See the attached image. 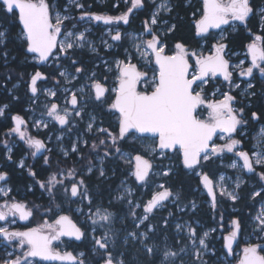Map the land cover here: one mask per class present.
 <instances>
[{
  "label": "snow or ice",
  "instance_id": "obj_1",
  "mask_svg": "<svg viewBox=\"0 0 264 264\" xmlns=\"http://www.w3.org/2000/svg\"><path fill=\"white\" fill-rule=\"evenodd\" d=\"M130 5L127 11L119 16L83 12L80 20L103 22L105 25H118L123 22L127 25L130 22V14L134 9L142 8L144 0H130ZM0 6L7 14H18L28 53L35 54L34 58L40 63L49 61L50 57L59 60L63 55L64 58L70 60L75 69V74L61 71L60 76L64 77L68 84H72L73 81L80 78L84 69L76 66L78 61L73 58L72 53L76 49L91 46V42L87 40L86 36L87 29L78 32L76 26L73 25L72 30L64 31L63 26L69 17L56 13L53 22V14L47 0H0ZM76 7L82 9L84 5L76 4ZM161 11H171L168 0H161V3L156 4L154 13L149 20L144 22V32L150 35V38L146 39L143 35L128 34L136 57L145 61L148 70H140V66L132 62L131 54H129L124 60L115 62L116 77L113 88L107 87L106 83H102L97 78L96 73L92 72L88 76L89 83L81 85L79 91L81 94H85V88H87L91 93L89 99L101 104L107 103L109 92L114 93V99L108 107L119 114L118 136L106 129H99L112 140L113 146L117 144L118 139L123 140L132 133L139 134L137 138L151 137L154 143L148 145L146 151L152 155L158 154L161 158H168V153L179 154L184 169L190 170L200 178L204 189L212 198L213 207L216 204V188H219V195L227 196L235 202L240 197L234 191H227L223 186L225 180L223 175L219 177L217 184L207 172L198 171V169L202 167V162L206 163L213 157L220 158L224 153H234L242 160V165L233 162L230 167L237 168L239 166L247 172L254 173L255 165L264 167V151H257L252 154L246 151H234L241 144V141L234 138L233 134L237 132L238 127L246 123L243 120L244 109L235 108V97L227 92L222 94V99L208 100L203 94V85L208 82L209 77L214 78L218 75L231 84L234 69H239L241 76L252 77L254 71H258L261 76H264V36L256 35L254 40L247 45V53L251 58L250 66L247 68L243 67L244 61L235 66L230 64V60L226 58L227 45L224 43L213 45V51L209 55L189 50L184 44L177 43L175 51L168 54L167 45L162 42L160 35L153 27L158 25V17ZM261 12L264 13V9ZM252 13L253 8L250 0H203L202 14L195 21L196 34L203 37L209 33L210 29H220L223 25L234 24V22L246 24ZM261 20L264 23V15L261 16ZM174 28L175 25H172L169 31L174 30ZM4 35V32H0V42H2ZM109 35L112 41L120 45L126 38L125 33H122L118 27L110 29ZM105 44H107L106 41ZM107 46L111 48L115 45L107 44ZM92 51H96V49L92 47ZM125 51L127 52V49ZM190 59L194 60V64L189 62ZM70 76L71 78H69ZM46 79L47 77L40 71H36L31 76L30 91L33 96H36L39 91L37 82ZM57 83L60 82L57 81ZM235 86L239 87V85ZM248 87H252L251 83ZM48 94L52 97L57 96L55 91H49ZM65 96L66 106L63 109L56 102L46 106L47 116L61 126L70 123L69 117L73 111L76 116H80L82 111L80 108L81 97H78L76 91L65 89ZM68 96L70 99L67 98ZM67 104L71 105V110ZM6 107L7 105L0 108V115L4 114ZM202 107L208 110L207 118H201L198 113V109ZM252 119L259 120L260 116L253 112ZM13 120L15 126L10 129V132L17 134L21 140H25L28 146L35 150L32 152L33 156L45 149L43 141L27 135V122L20 115H15ZM36 123L43 122L37 121ZM92 128L93 124L89 123L88 130L90 131ZM218 132L222 134L220 139L225 140L224 144L215 143L213 138ZM261 133L264 134V129L261 130ZM257 142L259 144L260 140L258 139ZM86 143L87 141H85ZM105 143L103 139L99 141L100 145ZM92 147L95 149L97 145L94 143ZM115 150L120 152L118 147ZM72 151H78L75 145L72 147ZM110 154V151L104 153L105 157ZM67 155L68 153L65 152V156ZM121 159L131 165L130 174L135 178V181L144 186L153 182L152 177L157 175L169 177L173 174L172 167L160 172L153 171L152 161L140 154L128 158L121 153ZM45 162L47 163V157H45ZM19 166L25 167L24 162L21 161ZM88 171L91 172V168ZM29 174L33 177L36 176L34 171H30ZM100 175H104L103 169L100 170ZM59 176H63L64 179H59ZM259 177L261 181H264V172L259 173ZM7 180L8 173L0 172V182L6 184ZM65 180L69 181L70 189L65 184ZM37 183L41 188L52 193L53 199H55V189L59 186L66 195L70 192V203H75L76 201L72 198L77 197L80 198V202L85 199L88 200L89 213L87 219L91 221L93 232L96 231L97 225L105 228L106 225L111 224L112 212L100 206H97L94 212L92 211V198L88 195L83 179L76 180L74 170H68L66 174L64 172L53 173L46 182L38 180ZM240 183L238 177L237 189L240 187ZM127 191L130 195L131 190ZM11 192L10 187L0 184V198H3V202H0V221L13 223L17 217L21 221L28 220L33 215L32 209L27 204L16 201L11 196ZM262 193H264V189L254 191L251 194V199L255 201L257 197L262 196ZM171 197H173V192L170 187L166 186L165 183H159L151 198L143 204L144 215L139 218L136 228L138 229L140 225L148 221L150 214H153L155 209L164 207L165 202ZM119 198L124 199L123 196ZM128 203L132 204V201L129 200ZM136 207H141V205L137 204ZM193 207H195L194 204ZM77 211L84 212L83 208H78ZM132 214L135 216L134 212ZM10 217L13 218L11 221L9 220ZM252 220L254 232L264 234V203H261L259 211L252 217ZM164 226H168L167 220L164 221ZM146 227L147 231L139 234L130 232L128 236L138 239L147 253L153 255L155 248L149 246L146 241L151 239L150 233L155 232V227L152 225ZM185 228L188 229L187 240L191 241L193 249L191 254L195 264H207L203 260V255L209 250L207 243L209 233L204 232L201 236L197 234L196 229L191 224H176L178 233ZM241 232L242 221L234 219L232 230L223 237V248L227 250L228 255L233 253V245ZM110 233L111 227L109 226L101 236L93 235L94 245L98 250H103L104 264H125L122 258L117 259L109 250ZM62 237H74L77 241L84 237L81 227H78L68 215H58L53 222L46 220L43 224L26 231H13L9 230L8 227L0 226V244H4L5 247L14 244L19 249L18 255L4 260L3 264H33V258H40L45 261H61L63 264H84V261L72 252H60L53 247L55 242H63ZM127 242L126 239L125 243ZM112 243L115 245L114 239ZM261 252H264V245L259 243L247 244L242 250L243 254L239 264H264V255ZM182 253L188 254L187 244L182 245L178 251H172L165 245L161 264H177V261L179 264H183ZM80 255L83 256V253ZM9 256L11 257L12 254Z\"/></svg>",
  "mask_w": 264,
  "mask_h": 264
},
{
  "label": "trees",
  "instance_id": "obj_2",
  "mask_svg": "<svg viewBox=\"0 0 264 264\" xmlns=\"http://www.w3.org/2000/svg\"><path fill=\"white\" fill-rule=\"evenodd\" d=\"M47 1L51 10L54 3H56V8L59 10H62L66 4V0ZM116 1L117 0H108L103 4H96L94 0H83L82 5L92 13L113 14L116 13V10H114ZM118 1L122 4V0ZM169 1L172 5L171 11L168 15H163L161 17V21L166 20L168 24L175 25L174 30L161 38L167 45L168 54L173 52L177 43H182L186 47H189V50L196 52L203 49L205 55L209 51H213V45L218 43L217 33L209 32V34L204 37L196 34L195 21L200 18L199 10L203 9V3L200 0ZM256 3L257 5H255ZM263 4L264 0H253L254 10L256 11L248 18L246 24H239L237 28L233 30L227 28V35L222 41L227 45L226 52H238L240 54L246 52L247 45L252 41L254 35L260 34L264 36V23H262L261 20V16L264 15V13H256L257 7ZM0 8V24L2 30L6 32V42L3 49L0 50V106L7 105L9 107L5 117L0 119L1 139L13 128L12 116L14 114L22 113L26 107H29V111H27L26 114L41 116L46 114V106H50V103L56 99L61 100V98H63V92L61 91L65 85L64 79L60 76V71L66 69L75 74V69L71 65L70 60L64 57L55 62L53 61V65L49 67H38L34 63H28L25 60V57H27L26 43H21L17 38L21 26L16 14H7L2 6H0ZM153 8L154 3L152 4L144 0V6L142 8L134 9L132 12L133 14H131L133 22L131 27L132 31H144V22L150 19ZM76 13H81V11ZM67 26L70 25L67 23ZM90 36H92V34H90ZM127 46L128 43L124 42L122 45H117L116 51L108 52L100 47L96 54H91L87 50L76 49L74 53H72L73 58L78 61L76 66L82 67L84 72L81 74L80 78L73 83V86L89 83L88 76L92 72H95L97 78H99L102 83H106L107 87L110 89L113 88L115 85L116 73L113 70H106L104 68L105 64L102 62L107 60L109 63H113V61L117 59L124 60L129 50ZM126 49L127 52L125 51ZM5 51L8 52L7 59H3L2 56V53ZM239 59H241V55H238L234 61H238ZM6 61H9V63L5 64ZM189 62L191 63V60ZM36 71L42 72L47 77L45 81H41L40 85L55 86V88H57L58 93L54 100L48 101L45 98H38L37 95H32L28 87L29 74L31 75ZM16 81H20L21 86L13 90V85ZM57 81L60 83L58 84ZM112 99H114L113 92L107 94V103L103 104L97 103L88 97L86 108L83 112V120L87 119L90 114L95 116L96 124L93 128V132L89 134L86 131L87 127L84 121L76 118L74 121L71 120L70 123H75V125L68 131L70 139L64 141V147L70 152L75 137H81L87 141V143L85 145L79 143L77 145L78 151L71 152L66 158L58 154L56 150H51L47 163L44 158L30 161V169L36 173L35 177L31 176L29 172L26 173L24 170H19L15 167L20 158L27 153L26 146L21 142L17 141L18 147H14V151L11 153L12 165L9 162L10 159H0L3 169H12L11 175L16 182L13 183L11 178L13 192H18L20 196H26L29 200H35L39 205L44 207L43 210L45 211V215H48L51 219L57 218L58 215H68L73 222L84 221V223L81 224L84 237L79 243L67 241L65 248L68 251L72 250L75 253H83L82 260L84 264L104 263L103 250H98L94 245V241L91 242L89 238L93 226L91 225V221L87 219V214L89 213L88 203L80 205V200L74 198L72 199L76 202L70 203V194L68 193L66 195L59 186L55 189V199H53L52 193L41 188L37 183L38 180L46 182L53 173L67 172L68 169L77 170V181L83 179L88 195L92 198L91 207L93 212L97 206H100L113 213L111 224L106 225L105 228L96 226V231L93 235L97 237L101 236L106 231L107 227L110 226L111 238L109 240V250L117 259L122 258L125 264H161L165 245L172 251H178L182 245L187 244L189 250L192 247L191 241L187 240L184 236L177 237L174 232L177 222L189 221L192 223H199V227L194 226L196 227L197 234L201 235L205 229H218L220 226L228 227L229 223L237 218L242 221L245 234L250 235L252 217L256 214L264 194H262L261 197H257L255 201L252 200L251 194L254 192L255 188L245 183L239 190V200L231 203L225 198H222L217 200L215 208L209 207L207 203L204 202L205 200L208 201V198L206 196H201L199 191L202 189L200 178L194 175L190 170L184 169L179 154L168 153V158H158L157 155L150 156L139 140H134V134L127 135L123 140L118 139L117 144L113 146L112 140L105 133L97 131V127H100L118 136L119 114L110 110L108 107ZM256 100H258V102H256ZM249 101L250 103L244 101V104L240 106L246 110L248 123L253 124V112H256L260 116L259 121H257L255 125L253 124L254 127L250 129V131H256L259 127V123H264V90L261 93L255 91V95H253ZM67 130V127L60 128L55 124L44 131L35 132L33 136L45 140L48 135L54 131L61 132ZM53 136H55V134H53ZM101 139L105 140L106 143L104 145L99 144ZM11 140H16V138L13 137ZM94 143L97 145L95 149L92 147ZM251 145L252 141L247 140L243 151L251 152ZM116 147L120 149V152L115 150ZM105 151H110L111 154L105 157ZM121 153H126L131 158L137 154L145 156V158L152 161L154 165L153 171L166 170L173 164V174L169 177H161L159 180L152 179L153 182L147 186L141 185L139 182L135 181V178L130 174L132 171L131 165L121 159ZM100 157H103L102 162L98 161ZM89 168H91V172L88 171ZM101 169L104 171L103 176L100 175ZM198 170L207 172L215 181L221 172L226 171V168L225 166L219 165L217 161L213 162L210 160L206 163L202 162V167ZM58 178L60 179V176ZM124 179H128L136 190L133 200L134 203L140 201L142 205L145 204L147 200L151 198V195L155 191V184L158 182L165 183L173 192V197L166 202L165 206L160 210H154L153 214H150V219L136 231L140 233L141 230L147 229V225L155 227V232L150 233L151 239L147 241L148 244L155 248L153 255H149L146 251L140 249L137 243L124 244V237L135 230V220L132 219L133 205L129 206L127 202L118 200L120 186ZM65 184L70 187L69 181H66ZM193 204L198 205L195 211H192ZM77 207L83 208L84 212H79L77 214ZM49 210L51 213H48ZM136 212V219L142 217V209ZM165 220L168 221L167 227L164 226ZM216 235L217 233L212 235V239L209 240L210 245L215 243ZM113 239L115 240V245L112 243ZM260 243H262V245L264 244V238ZM224 253V250L221 248L218 250L217 255H205L203 256V260L207 262V264H222L218 260V257L220 254ZM181 257L183 259V264H195L193 257L186 258L183 253ZM177 264H179V261H177Z\"/></svg>",
  "mask_w": 264,
  "mask_h": 264
},
{
  "label": "rangeland",
  "instance_id": "obj_3",
  "mask_svg": "<svg viewBox=\"0 0 264 264\" xmlns=\"http://www.w3.org/2000/svg\"><path fill=\"white\" fill-rule=\"evenodd\" d=\"M82 1L83 0H66V4H65V6H64V8L62 9V10H59V9H57L56 8V3H54V5H53V8H52V10H51V12H52V14H53V22H54V19H55V15H56V13H59L61 16H68L69 17V19L68 20H66L65 21V26H67V23H68V25H70V26H67V27H64V31H69V30H72L73 29V25H75L76 26V31H78V32H83V31H85L86 29H87V32H86V36H87V40L88 41H90L91 42V46H85L84 48H82V49H78V50H87L88 52H90L91 54H96L97 53V51L99 50V48L100 47H102L103 48V50H105V51H112L114 48L113 47H111V48H109L108 46H107V44H112L111 43V39H110V35H109V31H110V29H113V27H107L106 29H105V31H103V33H102V35L103 36H100V35H98L99 36V38H95V37H93L94 35H95V30H94V28L92 27V22L93 21H89V20H87V19H85V20H80V16L82 15V11L83 12H89V13H92L89 9L87 10V9H85V7H83L82 9L81 8H78V7H76V4H82ZM95 1V0H94ZM147 1H149L150 3H152L153 4V0H147ZM202 3H203V0H200ZM105 2H107V0H99V1H97L96 0V3H98V4H103V3H105ZM124 3H126V4H128L129 5V7L131 6L130 5V0H124ZM159 3H161V0H155V3H154V8H153V11H152V13H151V16H152V14L154 13V11H155V8H156V4H159ZM168 4H169V7L171 8L172 7V5H171V3H170V1L168 0ZM74 9H75V11H74ZM79 11H81V13H76V12H79ZM134 11V10H133ZM131 14H133V13H131ZM169 14V11H161L160 12V14H159V17H158V25H156V26H153L154 27V29H155V31L157 32V34L158 35H160V37L161 38H163L165 35H167L169 32H171V31H169V29L171 28V26H172V24H168L167 23V21L166 20H163V21H161V17L163 16V15H168ZM199 14H200V16H201V14H202V9H200L199 10ZM131 17H132V15H131ZM70 23V24H69ZM237 27V23H235L234 22V24H230V26H229V28H231V30H233V29H235ZM0 32H4L5 33V35H4V37L2 38V42H0V50H2L3 49V47H4V44H5V42H6V32H5V30H2V26H1V24H0ZM219 33H217V37H219L220 38V40L222 39H224L225 37H226V35H227V31H226V29H222V30H220V31H218ZM90 34H92V36H90ZM128 34H132V35H143L144 36V38H149L148 36V34L147 33H145L144 31H142V32H129ZM128 34H127V41H128V45H129V52L127 53V56L129 55V54H131V57H132V60L134 61V60H138V61H140L141 62V68H143L142 69V71H144V70H148L147 69V67L145 66V61H143V60H139V58L138 57H136V54H135V51H134V49H133V47H132V43H131V40L128 38ZM23 38V35H22V37H21V39ZM24 39V38H23ZM61 39H63V37H61ZM162 40V39H161ZM105 41L107 42V44H105ZM163 42V41H162ZM92 47H94L95 49H96V51H92ZM175 49V48H174ZM200 52H202L203 54H204V50L203 49H201V50H199L198 51V53H200ZM3 55V59H7V57H8V52L7 51H5L4 53H2ZM205 55V54H204ZM238 56V55H241V60H239L238 62H234V63H232V65L233 66H235V65H237V64H239L241 61H246V55H245V53H234L233 55H232V57L233 56ZM63 57V55H61V57L60 58H62ZM191 60V59H190ZM31 61H33V62H35L36 61V59H34V58H30V62ZM53 61L55 62L56 60H54L53 59ZM117 60H114L113 61V63H109L107 60L106 61H103L102 63L103 64H105V69L106 70H108V71H115L116 72V69H115V62H116ZM54 62H51V63H49L47 66L49 67V66H51V65H53V63ZM191 63L192 64H194V60H191ZM61 71H64V72H67V73H71V72H69L68 70H66V69H62ZM60 71V72H61ZM35 72H33L31 75H30V80H31V76L34 74ZM71 74H74V73H71ZM149 75H151V72L149 73ZM62 77V76H61ZM63 79H64V77H62ZM69 78H71V76L69 77ZM41 81H45V80H41ZM40 81V82H41ZM75 81H73V83H74ZM73 83L72 84H68V83H66L65 82V80H64V87L62 88V91L61 92H63L62 94H63V98H61V100L63 101V99L64 100H66V96H65V89H69V90H74V91H76L77 92V95L79 96V97H81V104H80V108L82 109V111H81V115L80 116H76L75 115V112L73 111L72 113H71V115H70V117H69V119H70V121L72 120V121H74V119L76 118V119H80L81 121H84L85 123H86V127H87V132L89 133V134H92V132H93V128L95 127V117L93 116V115H88V117H87V119H84L83 120V112H84V109L86 108V102H87V99H88V97L91 95V93H89V90L87 89V88H85V94H81L80 93V91H79V89H80V86L81 85H84V83L83 84H81V85H79V86H73ZM206 86H207V83L205 84V85H203V93H204V91L206 90ZM38 87V89H39V91H38V93H37V97L38 98H45V99H47L48 101H52V100H54L56 97H52V96H50L48 93H49V91H55L56 93H58V91H57V88H55V86H42V85H38L37 86ZM234 88H235V86H234ZM248 85L246 86V88L245 89H243L242 90V95H250V92L248 91ZM68 99H70V96H68L67 97ZM66 105H65V102H64V105H63V108L65 107ZM4 106H0V108H3ZM67 107L71 110V106L69 105V104H67ZM62 108V109H63ZM61 114H63V113H61ZM243 114H244V112H243ZM1 116V115H0ZM243 120L245 121V119L243 118ZM37 121H42L43 123H40V124H37L36 122ZM89 123H92L93 124V128L89 131L88 130V124ZM47 125L46 127L44 126V125ZM57 125L58 127H60L59 126V124H58V122H56V121H54V120H52V118L51 117H48L47 116V112H46V114H43V115H41V116H36V115H30V127L28 128L29 130H30V136L31 137H33V138H35L34 136H33V134L35 133V132H41V131H44L45 129H47V128H49V127H51V126H53V125ZM75 125V123H73V124H71V123H69V125L68 126H66L67 127V131H61V132H56V131H54L53 133H50L49 135H48V137L45 139V140H43V142H44V144H45V152H44V155H42V156H40L39 157V159L40 158H44L45 159V157H47V160L49 159V152L51 151V150H56L57 151V153L58 154H61L64 158H66V157H68V155L67 156H65V152H67L68 154H70L71 152H73L72 151V148H71V150H70V152H68V150L64 147V141L65 140H69L70 139V136H69V130L73 127ZM244 124L243 125H241V130H237V133H236V137H239V136H244V134L245 133H247V134H245V137H247L248 136V134H249V132L250 131H247L244 127ZM99 129H101L100 127H97V131H99ZM262 129H264V124L263 125H260L259 127H258V129L255 131V132H250L251 133V135L249 136V137H247L248 139L247 140H251L252 141V145H251V152H249L250 154H252L253 152H257V151H264V147H262V146H264V143H262V137L264 136V134H262L261 133V130ZM53 134H55V136H53ZM18 139H20V138H18ZM35 139H38V138H35ZM258 139L260 140V143L258 144ZM21 140V139H20ZM39 140H42V139H39ZM134 140H139V142L144 146V148L146 149L147 148V146L148 145H152L153 143H154V140L153 139H151V138H146V139H139V138H137V137H134ZM14 141V140H13ZM12 141V144H11V142H10V144L11 145H13L14 144V142ZM16 141H18V140H16ZM245 141V140H244ZM79 143H82L83 145H85V140L83 139V138H81V137H75L74 138V144H73V146L75 145L76 147H77V145L79 144ZM9 144V146H8V148H7V151H6V154H9L10 153V151H9V149H11V145ZM49 145V146H48ZM72 146V147H73ZM32 152H33V149H30V161H33V160H35L34 158H35V156H33L32 155ZM148 152V151H147ZM149 153V152H148ZM123 154H125L128 158H131L128 154H126V153H123ZM234 154V153H233ZM149 155L150 156H153L151 153H149ZM7 157V156H6ZM38 157V156H37ZM157 157L158 158H161L158 154H157ZM253 159H255V157H253ZM98 160H103V157H100ZM124 160V159H123ZM125 161V160H124ZM233 162H236L238 165H242V160H240V159H237V157H236V155L234 156V157H232V159H231V161L229 162V163H226V164H223V166H225V168H226V171L225 172H222V173H220L219 175H218V177L216 178V180H215V182L218 184L219 183V177L221 176V175H223L224 177H225V180H224V182H223V186L227 189V191H234L235 193H237L238 194V190H239V188H241L243 185H244V183H245V179H244V176H243V174H244V172H246V170H244V169H242V167H237V168H232V167H230V165L233 163ZM173 164H171L170 165V167H172V170H173ZM257 166H260V165H257ZM169 168V167H168ZM68 170H72V169H68ZM67 170V171H68ZM75 171V170H74ZM199 171V170H198ZM230 171H233L234 173H235V175H234V177L232 178V176H231V174L229 173ZM155 172H160V170H157V171H155ZM65 174H66V172H64ZM75 173L77 174V170L75 171ZM239 177V180L241 181V183H240V187L237 189L236 188V183H237V178ZM159 178H161V176H159V175H157V176H155V177H152V179H156V180H159ZM60 179H64V177L63 176H60ZM67 180H65V182H66ZM159 183H161V182H158V183H156L155 184V187H154V189L156 190V186L159 184ZM6 187H9V186H7L6 185ZM69 189H70V187H69ZM131 190V194L129 195L128 194V191L127 190ZM217 189V192L219 193V188H216ZM31 191V190H30ZM204 190H203V188L202 189H200V194L202 195V194H204ZM134 193H135V189H134V187L132 186V184L130 183V181H128V180H126V181H123V183H122V185L120 186V194L118 195V200L119 201H125V202H127V204L129 205V206H131V205H133V212L135 213V216L132 214V219L133 220H135L134 221V223H135V230L134 231H132V232H136L137 231V228H136V224L137 223H139V219H136L137 218V210H139V209H142L143 210V205L141 204V202L140 201H137V202H135V203H133V201H132V197H133V195H134ZM69 194H70V192H69ZM121 196H123L124 197V199H120L119 197H121ZM221 196V195H220ZM222 197H224L227 201H229V202H232V200L231 199H229L227 196H222ZM74 199H79L80 200V198L79 197H77V198H74ZM129 200H131L132 201V204H129L128 203V201ZM29 202V208H31L32 210H33V212H34V214H35V221H34V225H35V227H37L38 225H40V224H43V222H42V220H41V217H43V216H45V211L43 210L44 209V207H42L41 205H39L35 200H30V201H28ZM83 203H88V200H83V202H80V205L81 204H83ZM171 203H173V202H171ZM261 203H264V201L263 202H261ZM261 203L259 204V206H258V209H257V212L259 211V209H260V205H261ZM137 204H140L141 205V207H136V205ZM166 204V203H165ZM78 208H80V207H77V209ZM77 209H76V212H77V214L79 213V211H77ZM159 210L161 209V208H158ZM155 210H157V209H155ZM47 211V210H46ZM132 212V213H133ZM256 212V213H257ZM143 215H144V213H143ZM142 215V216H143ZM256 215V214H255ZM254 215V216H255ZM39 217H40V219H39ZM78 224H83L84 223V221H82L81 220V222H77ZM179 224H182V225H184V224H191L190 222H188V221H184V222H178ZM15 224V222H13V223H7V224H1L0 226H4V227H10V226H12V225H14ZM177 224V223H176ZM176 224H175V229H174V232H175V234H176V236L177 237H180L181 235H182V233L184 232H186V237H187V232H188V229L187 228H185L183 231H181V232H177V229H176ZM251 233H250V235L248 236V235H244V236H241V238L239 237L238 238V242H237V245H236V247L234 248V250H233V257H232V259H229V256L227 255V253H224V254H220L219 255V257H218V260L222 263V264H237L238 263V261H239V257H240V254H241V252H242V248L243 247H245V245H247V244H252V243H255V244H257V243H259V244H261L260 242H261V237L262 236H264V234H258V233H256V232H254V222H253V220L251 221ZM143 225V224H142ZM192 225V224H191ZM97 226H99V225H97ZM141 226V225H140ZM193 227V226H192ZM228 227H230V229L232 230V221L229 223V225H228ZM139 229V228H138ZM146 231V230H145ZM145 231H140V232H145ZM213 231H214V229H206V230H204L203 231V233L204 232H208L209 233V237H208V239H210L211 237H212V234H213ZM93 231H91V233H90V241L92 242L93 241ZM202 233V234H203ZM139 234V233H138ZM127 239V243H125V240ZM208 239H207V243H208ZM252 241H254V242H252ZM61 243V242H60ZM59 243V244H60ZM131 244V243H133V244H138V246H139V248L140 249H142V250H144V251H146V249L144 248V246L139 242V240L138 239H133L132 237H130V236H128V234L124 237V244L125 245H128V244ZM147 243V242H146ZM148 244V243H147ZM64 246H65V244H63ZM149 246H151L150 244H149ZM18 248H16V247H9V246H7V247H5V245L4 244H0V264H3V261L4 260H6V259H9V258H13L17 253H16V250H17ZM216 249H220L219 248V246H216ZM216 249L214 248V250H210V248H209V250H208V252L207 253H216L217 251H216ZM192 251H193V249H192V247L188 250V254H185V256H186V258H188V257H192ZM146 253H147V251H146ZM9 254H12V256L10 257L9 256ZM206 254V253H205ZM204 254V255H205ZM33 264H43V263H39V262H37V261H33Z\"/></svg>",
  "mask_w": 264,
  "mask_h": 264
},
{
  "label": "flooded vegetation",
  "instance_id": "obj_4",
  "mask_svg": "<svg viewBox=\"0 0 264 264\" xmlns=\"http://www.w3.org/2000/svg\"><path fill=\"white\" fill-rule=\"evenodd\" d=\"M97 1H99V0H97ZM108 1V0H107ZM48 2V1H47ZM95 3H96V0H95ZM96 4H98V3H96ZM250 4H251V6H252V8H253V13H255V11L256 10H254L255 9V7L253 6V0H250ZM255 5H257V3L255 4ZM129 8V5L128 4H126V3H124V0H122V4H120V1H116V3L114 4V10H116V13H113V14H103V15H112V16H119V15H121V14H123L124 12H126L127 11V9ZM262 9H264V4L263 5H259L258 7H257V12L256 13H261V10ZM51 10V9H50ZM0 11H1V8H0ZM15 14V13H14ZM96 14H102V13H96ZM252 15V14H251ZM250 15V16H251ZM16 16H17V18H18V14H16ZM19 21V20H18ZM235 23H237V25H239V24H241V23H239V22H235ZM20 24V23H19ZM132 24H133V22H132V17H131V14H130V22H129V24H127V25H125V24H123V22H120L118 25H116V24H113V25H103V24H101V23H98V22H96V21H93L92 22V27L94 28V30H95V35L93 36V37H95V38H99V36L98 35H100V36H103L102 35V33H103V31H105V29L107 28V27H113V29H115V28H119V30L122 32V33H125V35H126V38H125V40L123 41V43L124 42H127L128 43V41H127V34L129 33V32H134V31H132V29H131V27H132ZM255 24V23H254ZM20 26H21V30L19 31V33H18V40L21 42V43H23V42H25L26 43V41L22 38L21 39V37H22V25L20 24ZM229 26H230V24L229 25H226V26H224V27H222V28H220V29H218V30H212L211 32H214V33H219L218 31H220V30H222V29H226L227 30V28H229ZM261 26H262V23H261ZM64 27H66L65 26V24H64V26H63V30H64ZM237 28V27H236ZM231 29V28H230ZM256 35H260V34H256ZM256 35H254L253 36V39H252V41L254 40V38H255V36ZM262 36V35H261ZM149 38H150V35L148 36ZM147 39V38H146ZM223 40L221 39L220 40V38L219 37H217V42L218 43H223L222 42ZM251 41V42H252ZM111 43L113 44V45H115L113 48V50L112 51H116L117 50V45H118V43L117 42H114V41H111ZM163 43H165V42H163ZM166 44V43H165ZM26 46V49H27V44L25 45ZM127 47H129V45L127 46ZM175 48V47H174ZM188 49H189V47H187ZM175 51V49L173 50V52ZM128 52H129V50H128ZM172 53V52H171ZM170 53V54H171ZM212 53V51H209L206 55H209V54H211ZM235 53H238V52H235ZM243 53H245V55H246V61L244 62V64H243V67L244 68H247L248 66H250V63H251V58H250V56L248 55V53H247V51L246 52H243ZM26 54H27V57H25V60L28 62V63H34L36 66H38V67H40V66H42V67H46L49 63H51V62H53V58H51L50 57V60L49 61H47V62H44V63H40V62H38L37 60L35 61V62H33V61H31L30 62V58H34V56H35V54H32V53H28L27 52V50H26ZM226 58H228L229 60H230V64L232 65V63H234V62H238L239 60H241V59H239L238 61H234V59L237 57V56H233L232 57V55L234 54V53H231V52H226ZM15 57V56H14ZM14 57H13V59H14ZM126 57H127V53H126ZM35 59V58H34ZM117 60H121V59H117ZM132 62L133 63H137L138 64V66H140V70H142V68H141V62L140 61H138V60H132ZM7 63H9V61H6L5 62V64H7ZM239 69H234L233 70V76H232V83L231 84H229V82H227V81H224L223 80V77L221 76V77H209L208 78V82H207V86H206V90L204 91V95H205V97L208 99V100H219V99H222L223 97H222V94L223 93H225V92H227V93H229V94H231L232 96H234L235 97V102H234V107L235 108H237V109H240V108H242L240 105H243L244 104V101L245 102H249L250 103V101H249V99L253 96V93H254V95H255V91H257L258 93H261L263 90H264V76H261L260 75V73L258 72V71H254V75L252 76V77H246V76H241L240 74H239ZM115 72V71H114ZM116 73V72H115ZM40 81H38L37 82V86L38 85H40ZM249 83H251V85H252V87L251 88H248V91L250 92V95H242V90L243 89H245L246 88V86L247 85H249ZM235 85H239V87H236ZM21 86V82L20 81H16V83H14V85H13V90L14 89H17V88H19ZM211 86H213V87H211ZM234 86H235V88H234ZM28 87H29V89H30V74H29V84H28ZM210 87H211V89H210ZM209 89V91H208V89ZM213 94H215V95H213ZM79 97V96H78ZM239 97V98H238ZM53 102H56V103H58L60 106H61V109L63 108V105H64V102H65V100L63 99V101L62 100H54ZM256 102H258V100H256ZM70 105V104H69ZM1 106H5V105H1ZM71 106V105H70ZM9 107L7 106L5 109H4V114L3 115H1L0 116V119L1 118H3V117H5V115H6V111H7V109H8ZM244 109V114H243V118L245 119V121H246V123L244 124V128L247 130V131H250V129L252 128V127H254V125H255V123L257 122V121H259V120H252L253 122V124H251V123H248V118H247V113H246V110H245V108H243ZM27 111H29V107H26L25 108V110H24V112H22V113H19V114H14L13 116H12V124H13V127L15 126V124H14V120H13V117L15 116V115H20L26 122H27V129H26V131H27V135L28 136H30V130L28 129L29 127H30V114L28 115V114H26L27 113ZM198 113L200 114V116H201V118H207V115H208V110L206 109V108H204V107H202V108H200V109H198ZM69 121H70V119H69ZM264 123H259V125L258 126H260V125H263ZM67 126V125H66ZM65 126V127H66ZM23 127V126H22ZM240 128V129H239ZM238 129L239 130H241V126L240 127H238ZM237 129V130H238ZM250 132H255V131H250ZM250 132H249V134H248V136L247 137H249V135H250ZM237 133V132H236ZM236 133H234L233 134V136H234V138H236V139H238V140H240L241 141V144L237 147V149L236 150H234V151H243L244 150V148H245V143L247 142V137H245V134H247V133H245L244 134V136H239V137H236L237 135H236ZM9 135V136H8ZM222 134L221 133H217L216 134V136L213 138L214 139V141H215V143L216 144H224L225 143V140H223V139H220V136H221ZM8 136V137H7ZM13 137H15L16 138V140H18L19 142H21L23 145H25L26 146V149H27V153L22 157V158H20V160H19V162L16 164V169H22V170H24L26 173H28V172H30L31 171V169H30V149H33V148H30L29 146H28V144L25 142V140H20V139H18V138H20L17 134H15V133H11V132H9V133H7L6 135H4L1 139H0V159H2V158H5V159H9V157H11V153L14 151V147H18V143H17V141L16 140H11V138H13ZM245 140V141H244ZM12 141L14 142V144L13 145H11L12 144ZM41 141H43V140H41ZM10 142H11V144H10ZM9 144L11 145V151H10V153L9 154H6V151H7V148H8V146H9ZM46 147V146H45ZM33 151H35L34 149H33ZM42 155H44V153H42L41 155H37L36 154V156H35V160H37V159H39V157L40 156H42ZM7 156V157H6ZM38 156V157H37ZM235 155L233 154V153H224L223 154V156L222 157H220V158H217V157H213L212 159H210L211 161H213V162H218L219 163V165H222L223 166V164H226V163H229L230 161H231V159H232V157H234ZM237 157V156H236ZM237 159H240L239 157H237ZM209 160V161H210ZM21 161H23L24 162V165H25V167H20L19 166V164H20V162ZM10 164L12 165L13 164V161L10 159ZM255 167V172L254 173H250V172H247V170H246V172H244V174H243V176H244V179H245V183H248V185L249 186H251V187H254L255 189H254V191H260V190H262V189H264V181H261L260 180V177H259V173H261V172H264V167H262V166H257V165H255L254 166ZM11 171H12V169H3L2 168V164L0 163V172H6V173H8V180H7V183L5 184V182H0V184H2V185H4V186H9L11 189H13V187H12V184H11V178H12V181H13V183L15 182V179L12 177V175H11ZM223 172H225V171H223ZM222 173V172H221ZM230 174H231V176H232V178L234 177V175H235V173L233 172V171H230L229 172ZM218 177V176H217ZM216 180V179H215ZM16 183V182H15ZM244 183V184H245ZM202 188H203V190L205 191L204 192V194H202L201 196H206L207 198H208V201L207 200H205L204 202L205 203H207V205L209 206V207H212V208H215L216 207V204H215V207H213V204H212V200H211V197L208 195V193H207V191H206V189H204V187L202 186ZM216 190V192H217V189H215ZM200 191V190H199ZM262 194H264V193H262ZM11 196L12 197H14L15 198V200L16 201H19V202H23V203H25V204H27L28 205V207L30 206L29 205V202L28 201H30L26 196H20L19 194H18V192H13V190H12V192H11ZM222 198H224V197H222V196H220L219 195V193L217 192V197H216V202H217V200L218 199H222ZM239 200V199H238ZM264 201V197L262 198V200L260 201V203L261 202H263ZM0 202H3V198H0ZM236 202V201H235ZM231 203H233V201L231 202ZM259 203V204H260ZM198 205H195V207H192V211H195V209H196V207H197ZM31 209V208H30ZM33 211V210H32ZM48 213H51V211L49 210L48 211ZM13 218H9V220L11 221ZM37 219V218H36ZM35 219V214H34V212H33V215L28 219V220H24V221H21V220H19L18 219V217L17 218H15V224L14 225H12V226H10V227H8L9 228V230H13V231H26L27 229H29V228H33V227H35V225H34V221L36 220ZM39 219H40V217H39ZM56 218H53V219H51V217H49L48 215H45V216H43V217H41V220H42V222L44 223L46 220L48 221V222H53L54 220H55ZM235 219H237V218H235ZM7 223H9V222H4V221H0V225L1 224H7ZM75 223L77 224V226L78 227H81V225L80 224H78L77 223V221H75ZM191 224H192V226L196 229V227H199L200 226V224L199 223H192V222H190ZM196 227H195V226ZM81 229H82V227H81ZM214 229V231H213V234L215 233H217V235L215 236V243H213L211 246H210V250H214V248L216 249V246H219V248L221 249H223L224 250V252H225V249L223 248V237L224 236H226L230 231H231V229H230V227H224V226H220L218 229L217 228H213ZM206 230V229H205ZM203 233V232H202ZM212 234V235H213ZM244 235H246L245 234V231H244V229H243V227H242V232L238 235V238L240 237L241 238V236H244ZM201 236H202V234H201ZM249 236V235H248ZM238 238H237V241H236V243H235V245H234V248L236 247V245H237V242H238ZM61 240L63 241L62 243H60V242H55L54 243V245H53V247L57 250V251H60V252H65V251H67V252H72L74 255H76L79 259H82L83 258V256H81L80 254L81 253H75L74 251H72V250H70V251H68L66 248H65V246L67 245V241H74V242H76V243H79L80 242V240L79 241H77V240H75V238H71V237H62L61 238ZM263 240V238L261 239V241ZM221 242V243H220ZM252 242H254V241H252ZM60 243V244H59ZM63 244H65V246L63 245ZM252 244H255V243H252ZM262 244V243H261ZM264 245V244H263ZM246 246V245H245ZM9 247H15V245L13 244V245H9ZM244 248V247H243ZM242 248V249H243ZM218 250L219 249H216V253L214 254V255H217V253H218ZM16 255H18L19 254V249H17L16 250ZM242 252H241V254H240V257H239V260L241 259V257H242ZM261 254L262 255H264V253L263 252H261ZM15 257V256H14ZM13 257V258H14ZM233 257V256H232ZM33 261H37V262H39V263H43V264H63V262H59V261H45V260H41L40 258H33ZM238 263H239V261H238ZM237 263V264H238Z\"/></svg>",
  "mask_w": 264,
  "mask_h": 264
},
{
  "label": "water",
  "instance_id": "obj_5",
  "mask_svg": "<svg viewBox=\"0 0 264 264\" xmlns=\"http://www.w3.org/2000/svg\"><path fill=\"white\" fill-rule=\"evenodd\" d=\"M96 22H97V21H96ZM98 23L103 24V22H98ZM103 25H105V24H103ZM224 26H226V25L221 26V28L224 27ZM212 30H218V29H210L209 32L212 31ZM208 34H209V33H208ZM208 34H206V35H208ZM206 35H205V36H206ZM201 37H202V36H201ZM203 37H204V36H203ZM49 60H50V58H49ZM217 77H221V76L218 75ZM60 127H61V128H64L65 126H61V125H60ZM132 134H135V133H132ZM135 135H139V134H135ZM148 138H151V137H148ZM152 139H153V138H152ZM44 152H45V149H44V150H41V152L37 153V155H41V154L44 153ZM201 184H202V183H201ZM206 191H207V190H206ZM211 200H212V198H211ZM71 238H74V237H71ZM234 245H235V244H234ZM234 245H233V248H234ZM225 252L227 253V250H226V249H225ZM228 256H229V259H232L233 253H232L231 255H228ZM59 262H60V261H59ZM103 264H104V263H103ZM238 264H239V263H238Z\"/></svg>",
  "mask_w": 264,
  "mask_h": 264
}]
</instances>
